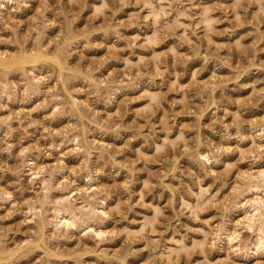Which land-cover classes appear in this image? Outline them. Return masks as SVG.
Here are the masks:
<instances>
[{
    "label": "rangeland",
    "instance_id": "1",
    "mask_svg": "<svg viewBox=\"0 0 264 264\" xmlns=\"http://www.w3.org/2000/svg\"><path fill=\"white\" fill-rule=\"evenodd\" d=\"M10 1L0 264H264V0Z\"/></svg>",
    "mask_w": 264,
    "mask_h": 264
},
{
    "label": "bare ground",
    "instance_id": "2",
    "mask_svg": "<svg viewBox=\"0 0 264 264\" xmlns=\"http://www.w3.org/2000/svg\"><path fill=\"white\" fill-rule=\"evenodd\" d=\"M0 1H2V0H0ZM4 2H9L10 0H3ZM12 1V0H11ZM10 1V2H11ZM4 2H3V6H6L5 4H4ZM36 54H31V55H26V54H24V56L21 58V60L22 61H25V59H27L28 57H32V56H35ZM34 59V58H33ZM10 60L8 59V57L7 56H1L0 55V65H6L8 62H9ZM13 61V60H12ZM19 62H21V61H19ZM10 63V62H9ZM8 63V64H9ZM12 63V62H11ZM7 64V65H8ZM37 159V158H36ZM29 162H31V161H29ZM35 162H37V161H35ZM35 162H33V160H32V162H31V164L33 165H35L36 163ZM29 164V163H28ZM37 166V165H36ZM35 167V166H34ZM41 167V166H40ZM43 168H44V166H42ZM38 168V167H37ZM45 169V168H44ZM31 170H32V177H33V175L34 176H39V171H35V170H33L32 168H31ZM46 171V170H45ZM41 172V171H40ZM44 172V171H43ZM30 173V172H29ZM45 173V172H44ZM42 175H43V173H41ZM260 174V180H259V182H255V183H253V184H251V186H249V187H251L252 189L253 188H255V189H257L258 190V192H260L261 193V191H264V187H261V185H260V183L261 184H263L264 183V171H262L261 170V172L260 173H258V175ZM37 176V178L39 179V177ZM45 176V175H44ZM50 176V175H49ZM53 176H54V174H53ZM50 177H48V179H49ZM253 178H255V177H253ZM33 179H34V177H33ZM35 179H36V177H35ZM45 179H47V178H45ZM53 179V178H52ZM42 180V179H41ZM40 180V181H41ZM250 180H252V178L250 179ZM254 181H255V179H253ZM43 181V180H42ZM44 181H46V180H44ZM89 183V182H88ZM44 184H47V183H44ZM87 184V183H86ZM91 184V183H90ZM52 185H54V184H52ZM94 185V184H93ZM46 186V185H45ZM44 186V187H45ZM47 187H49V185L47 186ZM54 187L55 186H53V190H54ZM62 187V186H61ZM60 187V188H61ZM90 187V186H89ZM93 187V186H92ZM91 187V188H92ZM95 187V186H94ZM93 187V188H94ZM68 188V187H67ZM76 188V187H75ZM250 188V191L252 190ZM70 189V188H69ZM85 189H87V191H88V188H85ZM247 189H248V187H247ZM45 190V189H44ZM46 190H47V188H46ZM49 190H51V189H49ZM48 190V191H49ZM73 189H71V192L70 193H73V191H72ZM84 190V189H83ZM254 190V189H253ZM7 191V190H6ZM47 191V192H48ZM69 191V190H68ZM75 191H76V189L74 190V193L73 194H75ZM79 191V189L77 190V192ZM81 191V190H80ZM80 191H79V193H80ZM86 191V192H87ZM246 191H249V190H246ZM245 191V192H246ZM67 192V191H66ZM245 192H242V193H244L245 194ZM252 192H254V191H252ZM3 193V192H2ZM52 193V192H51ZM70 193H69V195H70ZM255 193L257 194L256 196H259V199H260V197H261V195L260 194H258L257 193V191L255 190ZM6 194V193H5ZM10 194V193H9ZM262 194H264L263 192H262ZM11 195V194H10ZM47 195V194H46ZM61 195V194H60ZM64 195V194H63ZM68 195V197H67V194L65 195V196H63V198H61L60 197V201H58V202H56V203H58L59 205L56 207V208H54V217H53V215L51 216V218L53 217V219L52 220H49V219H51V218H49V216L47 217L48 219H43V225H46L47 224V222H49V221H51V223H52V225L53 226H55L56 228H60V227H67V228H70V229H68L69 231H71V229H75V230H80L81 228V223H80V221L83 219V217H87L88 216V214H97L98 215V212H100V214L101 213H106V211L108 210V209H106V211L104 210V207H105V205H106V203L107 202H105L106 200H104L103 202H102V204H101V206L100 207H96V206H92L89 210H88V214H85V213H83V212H81L80 214L79 213H77L76 212V206L74 207L72 204L73 203H71V200L69 199V196ZM6 196V195H5ZM91 196V195H90ZM46 197V196H45ZM71 197H72V194H71ZM92 197H93V195H92ZM58 198H59V196H58ZM58 198H57V200H58ZM72 198H74V197H72ZM71 198V199H72ZM104 198V197H103ZM10 199V198H9ZM105 199H107V198H105ZM257 200H258V197L256 198ZM256 199H254V200H256ZM8 200V199H7ZM76 200V199H75ZM85 200V199H84ZM101 200V199H100ZM2 201V200H1ZM47 201V200H46ZM77 201V200H76ZM264 200L262 199V200H259V201H256L255 202V204H253L252 203V206L251 207H253V210H254V213H252V217H251V213L249 214L248 212H251V210L249 209V210H247L246 212V214H248L250 217H251V221H248V222H251V224L250 223H247V226H248V224H249V228L248 229H251V227H252V229H253V226L255 225V223H256V219H255V217L256 218H259V222L261 223V226H260V228H259V230L257 229V231H260L259 233V238H258V240H257V238H256V244H254L255 245V252H257V253H259V255H260V253H264V202H263ZM3 202H5V200H3ZM7 202V201H6ZM72 202H74V201H72ZM97 202V201H96ZM100 202V201H99ZM254 202V201H253ZM43 203V202H42ZM82 203H84V204H86V202H82ZM89 203V202H88ZM50 204V203H49ZM83 204V205H84ZM89 204H91V203H89ZM98 204H100V203H98ZM97 204V205H98ZM44 205H45V203H44ZM57 205V204H56ZM54 205H52L51 207H53ZM80 206V207H79ZM79 206H77V207H79V209L80 208H87V207H81V205H79ZM85 206V205H84ZM91 206V205H90ZM90 206H88V207H90ZM32 208H34V210L33 211H35V207H32ZM42 208V207H41ZM45 208V207H44ZM39 209V208H38ZM51 209H53V208H51ZM36 211L37 212H39L40 211V209L39 210H37L36 209ZM46 213H47V211H46ZM106 215V214H105ZM108 215V214H107ZM34 216L35 217H37L36 216V214H34ZM94 216V215H93ZM90 217H92V215L90 216ZM94 217H98V216H94ZM107 217V216H106ZM246 217H248V216H246ZM104 218V217H103ZM256 220H254V219ZM91 219L92 218H90L89 219V217H88V221L90 220L91 221ZM95 220V218L93 219V221ZM250 220V219H249ZM83 221V220H82ZM85 221V220H84ZM97 221V220H96ZM95 221V222H96ZM88 223V222H87ZM91 223V222H90ZM89 223V224H90ZM259 223V224H260ZM39 224H40V222H39ZM94 224V223H93ZM96 224V223H95ZM85 225V224H84ZM50 226V225H49ZM95 226V225H94ZM92 224H90L88 227H91L90 229L91 230H93L94 227ZM99 226H102L101 224L99 225ZM251 226V227H250ZM82 227H85V226H82ZM96 227V226H95ZM98 227V226H97ZM49 228V227H48ZM50 228H52V227H50ZM55 228V229H56ZM86 228V227H85ZM258 228V227H257ZM47 229V228H46ZM66 229V228H65ZM64 229V230H65ZM87 229H89V228H86L85 230H87ZM96 229V228H95ZM100 229V228H99ZM56 230H58V229H56ZM55 230V231H56ZM60 230V229H59ZM63 230V231H64ZM67 230V231H68ZM84 230V231H85ZM91 230H89L90 232H92ZM100 230H102V229H100ZM256 229H254L253 231H255ZM66 231V230H65ZM81 231H83V230H81ZM84 231H83V235H84ZM95 231V230H94ZM71 232H73V231H71ZM98 232V231H97ZM88 233V231L86 232L85 231V234H87ZM96 233V232H95ZM94 233V234H95ZM99 233H101V232H99ZM226 233V232H225ZM227 233H230V232H228L227 231ZM257 233V232H256ZM89 234V233H88ZM93 234V233H92ZM105 234H106V231H105ZM224 234V233H223ZM98 235V234H97ZM101 235H102V233H101ZM101 235H99L100 237H102ZM229 235V234H228ZM44 237V236H43ZM104 237V236H103ZM102 237V238H103ZM222 237H225L224 235L222 236ZM229 238L231 237V236H228ZM228 237H226L227 239H229ZM231 239H232V237H231ZM230 240V239H229ZM233 241V240H232ZM231 240H230V242H232ZM255 243V242H254ZM252 245V244H251ZM254 248V247H253ZM251 251V250H250ZM10 253V252H9ZM256 253V254H257ZM254 254V253H253ZM261 254V255H262Z\"/></svg>",
    "mask_w": 264,
    "mask_h": 264
}]
</instances>
